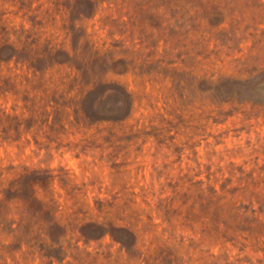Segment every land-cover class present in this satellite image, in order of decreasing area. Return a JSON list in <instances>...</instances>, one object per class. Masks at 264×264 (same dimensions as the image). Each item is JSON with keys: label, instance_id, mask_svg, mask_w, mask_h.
Listing matches in <instances>:
<instances>
[{"label": "rangeland", "instance_id": "1", "mask_svg": "<svg viewBox=\"0 0 264 264\" xmlns=\"http://www.w3.org/2000/svg\"><path fill=\"white\" fill-rule=\"evenodd\" d=\"M0 264H264V0H0Z\"/></svg>", "mask_w": 264, "mask_h": 264}]
</instances>
